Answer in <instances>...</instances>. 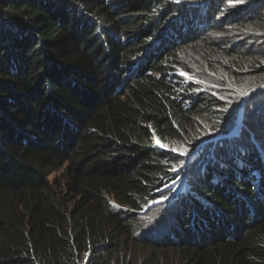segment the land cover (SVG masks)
I'll return each instance as SVG.
<instances>
[{"label":"trees","instance_id":"obj_1","mask_svg":"<svg viewBox=\"0 0 264 264\" xmlns=\"http://www.w3.org/2000/svg\"><path fill=\"white\" fill-rule=\"evenodd\" d=\"M178 1L0 0V264H264V94L231 152L203 144L235 130L239 100L214 128L220 104L167 79L264 81V0ZM63 168L70 195L50 180ZM186 174L201 199L165 207L170 237L136 238L115 205L138 212Z\"/></svg>","mask_w":264,"mask_h":264},{"label":"rangeland","instance_id":"obj_2","mask_svg":"<svg viewBox=\"0 0 264 264\" xmlns=\"http://www.w3.org/2000/svg\"><path fill=\"white\" fill-rule=\"evenodd\" d=\"M167 2H172V3H177L179 2L178 0H165ZM182 2V1H180ZM185 2H182V4H184ZM187 4V3H185ZM191 7H195L196 5H190ZM114 34V33H112ZM112 40V38H110ZM134 43L133 45H137L139 44L140 41L144 40V37H140V38H133ZM248 46L253 47L255 46L254 42H249ZM258 47V46H257ZM113 63L114 60H111ZM229 67L232 68L234 65H232L231 62H229L228 60H225ZM247 73H251L250 71H248ZM172 75V76H171ZM167 77L168 80H170L173 83H180L179 78L182 77L184 78V80L188 83V86L186 88H179V90L181 91L179 94H185L187 91V94L189 95V97L191 98H198L200 95L203 96V98H206V96H211L212 99H215L216 102H218L220 104V107H218V111L216 113V118L212 119L214 124L212 125L214 128H216L217 126H219V124L221 122H223L224 124H228V122L230 121V114L232 111V107L225 105L231 102V100L235 99V101L237 102L239 100V111L241 112V115L238 117V124L235 128V130L230 133H224V134H220L216 137H214V139H210L205 141V144H214L216 143V147L225 143V142H230V146H229V151L233 152L235 150V143L237 142L239 145H242V143L245 141L246 137L245 136H250V133H252L251 129L246 126L244 128V123H243V116H244V109H245V113H246V108L250 103V100L252 97L254 96H259V95H263L264 94V81L259 82L258 84H253L250 87H248L250 84H242V83H238L236 81H227L225 83L222 82V89H220L219 87H215L214 85H210L205 83L204 81H201L200 78L198 77H194L191 74H188L186 72H182V71H177L174 74H171ZM251 75V74H249ZM255 75V74H254ZM257 75V74H256ZM200 76V75H199ZM116 80H118V74H116ZM208 77V81L209 82H214L216 84L220 83V80L216 77H214L212 74L207 75ZM246 77V76H245ZM254 76H250L246 79H253ZM104 86H107V82L104 83ZM191 86L196 87L195 89H193ZM216 88V92L213 91V89ZM243 89V90H241ZM193 90V91H192ZM221 90L222 91V95L218 93V91ZM230 90V91H229ZM195 99V100H196ZM235 102V103H236ZM192 102H190L191 104ZM217 104H214L211 109L212 111H214L215 109H217ZM264 107V101H262L259 106H258V111L261 110V108ZM258 116L264 118V111H260V113L258 114ZM12 121V120H11ZM60 123V121H59ZM64 125V124H62ZM243 133V137L240 140V134ZM251 143V142H250ZM162 147V146H159ZM214 147V146H213ZM212 147V151L209 153L210 156L212 154L215 153V151L217 150L216 147L213 149ZM257 148H259V145L257 144ZM172 152L174 155H178L177 151L174 150H169V153ZM171 154V153H170ZM172 155V154H171ZM199 159V158H198ZM204 159H200V161H202ZM205 163L208 164V162H206L204 160ZM180 170H175L176 173H178ZM65 169H61L58 172H54L53 174L50 175V180L51 182H53L57 187H58V192H59V187L61 185L62 189L64 190V194L65 195H70V191L67 187V175L64 173ZM174 172V170H173ZM195 172H199V171H195ZM199 174V173H198ZM197 177H199L198 175H195ZM189 180H188V175L186 174L183 178L178 179L175 183H173L172 185H165L163 188L161 187H156V191H152V198L149 200V202L145 203L143 207H141V210L138 212H135L134 210L130 209V208H121L120 206L115 205L117 210H121V211H131L132 216H134V218H136V222L135 225L141 224L143 222V226L144 229H138L135 230V237L138 238L140 237V234L143 233L144 230L148 229L149 231H153L154 229H158V233L159 235H163L166 237H170V234L168 232V226L170 223H172V221L169 219L167 221H165L164 218V211L160 210V211H155L152 215L147 216L146 215L154 208H159V206L161 204H166L168 203V205H170L177 197L181 196L182 194L188 192L191 196H197V194L192 190V188L190 186H188ZM221 182V181H220ZM169 192V193H168ZM60 194V192H59ZM199 196V195H198ZM239 197V196H238ZM70 200L72 201V203H69L70 207L72 209H76L79 204L83 201V198H79L77 197V195H72L70 196ZM184 201H188L187 198H185ZM77 204V205H74ZM182 203L178 204L179 209L181 208V210L184 209V206L181 205ZM173 208V207H172ZM188 218V217H186ZM194 220H191V222H193ZM153 223V227H148L149 224ZM153 253L154 254H159L161 255L162 259H165L166 261H176L177 259H179L180 257L176 254L173 253L171 249H167V248H163V249H156L153 248ZM148 250L145 249L144 247H139V252L140 254L142 253V256L144 253H146ZM170 251V252H169ZM142 258V257H141ZM141 258H135L134 261L137 262V264H139L141 262ZM141 264V263H140Z\"/></svg>","mask_w":264,"mask_h":264},{"label":"clouds","instance_id":"obj_3","mask_svg":"<svg viewBox=\"0 0 264 264\" xmlns=\"http://www.w3.org/2000/svg\"><path fill=\"white\" fill-rule=\"evenodd\" d=\"M189 177V176H188ZM188 185V184H187ZM189 186V185H188ZM191 195L188 193V192H186V193H184V194H182L181 196H179V197H177L170 205H168V203H166V204H161L160 206H159V208H158V210L160 211V210H163L164 211V209H165V207H166V209L167 210H172V209H175V206H176V204L178 205L179 203H182L181 205H183L184 206V204H191V203H195V201L193 200V199H191ZM197 198H199V199H201V197L200 196H196ZM185 198H187L188 199V201H184L185 200ZM183 201V202H182ZM173 207V208H172ZM180 211H183V210H181V208L179 209ZM202 211H208V212H210V210L207 208V207H205V208H203V210ZM165 213V212H164ZM211 213V212H210ZM147 216V215H146ZM170 218H165V221H167V220H169ZM171 220V219H170ZM172 221V220H171Z\"/></svg>","mask_w":264,"mask_h":264}]
</instances>
